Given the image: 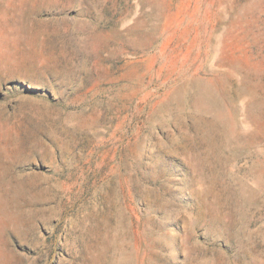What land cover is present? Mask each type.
<instances>
[{
	"label": "rangeland",
	"instance_id": "1",
	"mask_svg": "<svg viewBox=\"0 0 264 264\" xmlns=\"http://www.w3.org/2000/svg\"><path fill=\"white\" fill-rule=\"evenodd\" d=\"M0 264H264V0H0Z\"/></svg>",
	"mask_w": 264,
	"mask_h": 264
}]
</instances>
